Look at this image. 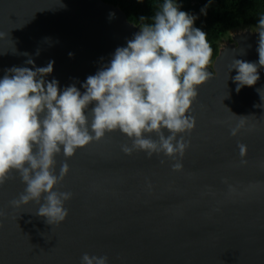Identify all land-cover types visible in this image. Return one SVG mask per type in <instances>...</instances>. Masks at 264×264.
Wrapping results in <instances>:
<instances>
[{
  "label": "water",
  "instance_id": "95a60500",
  "mask_svg": "<svg viewBox=\"0 0 264 264\" xmlns=\"http://www.w3.org/2000/svg\"><path fill=\"white\" fill-rule=\"evenodd\" d=\"M0 33V79L12 67L35 70L29 59L35 67L54 62L48 80L59 81L61 91L75 85L83 93L87 77L137 29L103 0H0ZM253 51L244 43L221 60L218 77L199 86L191 113L196 127L181 134L190 142L182 170L173 171L176 161L163 153L124 154L121 145L132 141L119 131L71 158L61 152L55 174L65 162L70 171L54 190L73 196L65 202L68 217L54 226L36 215L35 201L10 204L26 188L14 171L0 186V264H81L85 253L107 256L108 264H264L259 81L237 92V71H229L234 58L250 62ZM241 117L245 127L232 136ZM240 143L247 146L246 164Z\"/></svg>",
  "mask_w": 264,
  "mask_h": 264
},
{
  "label": "clouds",
  "instance_id": "9594fccd",
  "mask_svg": "<svg viewBox=\"0 0 264 264\" xmlns=\"http://www.w3.org/2000/svg\"><path fill=\"white\" fill-rule=\"evenodd\" d=\"M209 4L201 8L202 14H207ZM151 5L153 16L139 17L133 22L138 27L129 24L126 17L137 33L126 47L115 50L108 64L87 77L83 93L75 85L61 91L59 81L48 80L54 62L35 67L29 59L27 63L33 64L35 70L16 66L2 76L0 186L14 178V171L26 184L19 198L10 201L14 208L35 201L39 205L36 215L45 218L46 223L54 226L64 222L69 215L65 202L73 194L54 189L68 175L70 166L63 163L56 175L55 157L63 152L71 158L78 149L116 131L132 141L131 146L121 145L124 154L144 151L151 158L163 153L176 161L173 171L182 170L180 160L190 142L181 134L196 127L191 113L198 88L218 77L221 60L243 50L244 43L255 51L250 62L234 58L229 66L230 73L237 71L232 77L236 91L258 81L257 87L264 84V12L258 24L251 27V36L241 35L238 29L221 38L217 42L218 55L212 62L213 47L208 34L195 26L196 15L181 10L179 0H151ZM114 15L110 13V18ZM257 91L262 104L257 107L264 111V89ZM92 104L94 107L89 108ZM88 112L92 116L90 128ZM246 118L241 117L231 128L232 136L245 127ZM153 133L158 139L151 137ZM238 147L240 163L246 164L247 146L240 143ZM81 264H108V257L85 253Z\"/></svg>",
  "mask_w": 264,
  "mask_h": 264
},
{
  "label": "trees",
  "instance_id": "16d2710c",
  "mask_svg": "<svg viewBox=\"0 0 264 264\" xmlns=\"http://www.w3.org/2000/svg\"><path fill=\"white\" fill-rule=\"evenodd\" d=\"M121 10L127 17L129 24L136 26L139 17H152L154 8L151 0H104ZM181 10L198 17L195 26L208 34L209 42L213 47V60L218 55L217 42L231 31L245 27H255L260 14L264 12V0H179ZM209 4L207 14L201 13V8ZM3 78V77H2Z\"/></svg>",
  "mask_w": 264,
  "mask_h": 264
},
{
  "label": "rangeland",
  "instance_id": "374dc122",
  "mask_svg": "<svg viewBox=\"0 0 264 264\" xmlns=\"http://www.w3.org/2000/svg\"><path fill=\"white\" fill-rule=\"evenodd\" d=\"M253 30L254 28H251V27H245V28H242L241 29V35L243 36H251L253 34ZM236 31L233 32V34L235 33ZM264 82V81H263ZM260 89H264V84H262L261 86H259ZM264 93V92H262ZM264 100V99H263Z\"/></svg>",
  "mask_w": 264,
  "mask_h": 264
}]
</instances>
